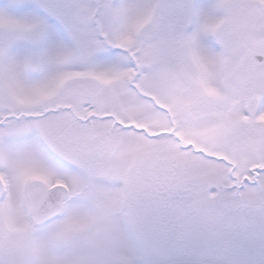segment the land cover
Wrapping results in <instances>:
<instances>
[{
	"label": "rangeland",
	"instance_id": "obj_1",
	"mask_svg": "<svg viewBox=\"0 0 264 264\" xmlns=\"http://www.w3.org/2000/svg\"><path fill=\"white\" fill-rule=\"evenodd\" d=\"M253 53L264 0H0V264H264Z\"/></svg>",
	"mask_w": 264,
	"mask_h": 264
},
{
	"label": "water",
	"instance_id": "obj_2",
	"mask_svg": "<svg viewBox=\"0 0 264 264\" xmlns=\"http://www.w3.org/2000/svg\"><path fill=\"white\" fill-rule=\"evenodd\" d=\"M257 62L263 61V56L258 53L253 54ZM3 194V185L0 181V196ZM68 199V190L62 185H57L48 189L36 205V220L46 222L60 214L63 203ZM167 264H212L203 262H171Z\"/></svg>",
	"mask_w": 264,
	"mask_h": 264
},
{
	"label": "flooded vegetation",
	"instance_id": "obj_3",
	"mask_svg": "<svg viewBox=\"0 0 264 264\" xmlns=\"http://www.w3.org/2000/svg\"><path fill=\"white\" fill-rule=\"evenodd\" d=\"M216 36H217V40L218 41H220V39L222 40V38L221 37H223V35L221 34V32H220V30H218L217 32H216ZM220 36V37H219ZM264 62V61H263ZM262 62V63H263ZM46 114V113H45ZM2 123H0V125H1Z\"/></svg>",
	"mask_w": 264,
	"mask_h": 264
}]
</instances>
